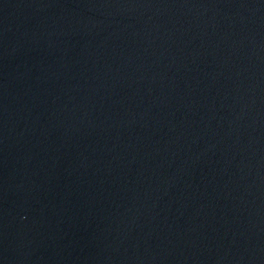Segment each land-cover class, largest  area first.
Returning <instances> with one entry per match:
<instances>
[{"label": "water", "instance_id": "obj_1", "mask_svg": "<svg viewBox=\"0 0 264 264\" xmlns=\"http://www.w3.org/2000/svg\"><path fill=\"white\" fill-rule=\"evenodd\" d=\"M0 264H264V0H0Z\"/></svg>", "mask_w": 264, "mask_h": 264}]
</instances>
